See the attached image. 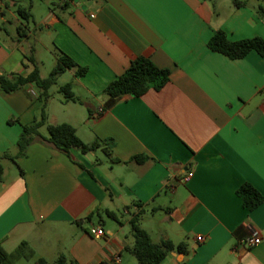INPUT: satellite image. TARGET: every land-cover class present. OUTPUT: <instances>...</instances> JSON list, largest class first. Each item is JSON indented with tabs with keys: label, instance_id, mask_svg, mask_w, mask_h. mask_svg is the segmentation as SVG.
Listing matches in <instances>:
<instances>
[{
	"label": "crops",
	"instance_id": "0c3cea01",
	"mask_svg": "<svg viewBox=\"0 0 264 264\" xmlns=\"http://www.w3.org/2000/svg\"><path fill=\"white\" fill-rule=\"evenodd\" d=\"M25 1L0 0V74L28 75L27 55L40 65L47 38L56 61L59 49L87 67L66 70L78 100L50 92L48 122L101 145L68 156L43 126L25 155L3 157L18 152L43 100L33 82L0 88V243L30 252L15 264H140L129 249L135 217L155 242L187 243L159 264H264V201L248 209L237 193L249 182L264 195V55L209 47L218 29L264 38V0H32L29 22L16 12ZM137 57L169 69V81L106 107L105 88ZM98 226L105 235L91 233ZM254 232L262 241L247 246Z\"/></svg>",
	"mask_w": 264,
	"mask_h": 264
},
{
	"label": "trees",
	"instance_id": "16d2710c",
	"mask_svg": "<svg viewBox=\"0 0 264 264\" xmlns=\"http://www.w3.org/2000/svg\"><path fill=\"white\" fill-rule=\"evenodd\" d=\"M32 1V0H30ZM236 5L242 4L241 1L235 0ZM31 4L29 6L19 5L16 9L17 14L24 20L30 21L33 17L31 12ZM261 15L264 17V8L260 10ZM23 26H18L21 33ZM209 47L212 50L221 52L230 58L245 57L252 50L258 51L264 55V38L254 36L239 40H231L224 29H218L214 32L209 40ZM57 61L48 76L41 74V69L38 61L30 55L27 59L34 64V69L28 75L19 73H12L11 76L0 74V88L5 91H14L22 85L33 82L38 87L40 96L43 100V106L39 117L35 118L32 122L23 125L22 133L17 141L18 152L15 155L4 153L3 157H9L16 160L17 157L25 155L29 145L34 139L41 135V128L46 126L49 140L52 141L58 148L63 150L68 156H71V148L78 146L84 153L94 151L101 145L100 141L96 139L91 143L84 142L77 134L76 127L68 122L59 124H50L48 122V112L46 110L47 101L51 93L49 89L53 86L59 76L67 69L76 68V74L83 75L87 71V67L79 65L73 58L65 52L57 49ZM170 70L157 66L148 57H137L131 61L130 66L114 80H112L104 90L108 95L106 107H111L121 97L132 94L140 96L150 88L160 89L169 81ZM60 91L63 92L64 100H78V97L73 91L72 82H67L60 86ZM92 111V109H90ZM106 150V149H105ZM107 154L110 152L106 150ZM137 160H142L143 157L137 156ZM23 173V170L21 169ZM4 173V166L0 163V180H2ZM237 193L242 199L243 205L248 209L258 207L264 201V195L251 183L244 182L238 189ZM110 216L118 219L117 215L108 210ZM131 230L133 232L135 241L130 251L136 256L140 264H159L172 250L187 251V243L180 242L175 244L172 240L166 239L161 242H155L148 231L144 229L137 217L131 220ZM30 254L28 252V245L22 242L14 252L9 253L4 249L0 243V264H15L16 260L21 256ZM65 257L59 258L60 264H64ZM46 261L39 258L35 264H44Z\"/></svg>",
	"mask_w": 264,
	"mask_h": 264
},
{
	"label": "rangeland",
	"instance_id": "374dc122",
	"mask_svg": "<svg viewBox=\"0 0 264 264\" xmlns=\"http://www.w3.org/2000/svg\"><path fill=\"white\" fill-rule=\"evenodd\" d=\"M37 1V0H36ZM25 6L30 5V0H26L24 2ZM33 11V10H32ZM35 12V11H34ZM33 12V13H34ZM38 12L36 11L34 16L38 18ZM12 29L13 26H9ZM45 43L38 42L37 47L39 49L38 56L41 60L40 67L42 70V74L44 76H48L54 65L56 64V59L54 56H52V53L50 50H52V43L47 38H45ZM73 80L72 75L70 72L66 71L63 74H61L57 80V82L51 87L50 92H52V99H57L63 97V92L60 91V85L64 84L68 81ZM45 129V126L42 128Z\"/></svg>",
	"mask_w": 264,
	"mask_h": 264
},
{
	"label": "built area",
	"instance_id": "2783aa9c",
	"mask_svg": "<svg viewBox=\"0 0 264 264\" xmlns=\"http://www.w3.org/2000/svg\"><path fill=\"white\" fill-rule=\"evenodd\" d=\"M192 175H193V171H189L186 174V176L184 177V179L188 180ZM91 233L96 235V236H103L106 234V231L102 226H98V227L91 228ZM198 239L203 241L205 239V237L201 235V236H198ZM261 241H262V237L259 235V233L254 232L251 236L247 237L244 240V243L247 246H253V245L260 243Z\"/></svg>",
	"mask_w": 264,
	"mask_h": 264
}]
</instances>
